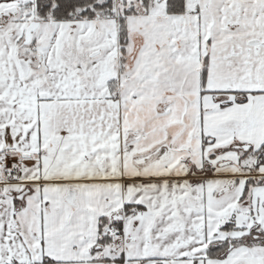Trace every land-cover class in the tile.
<instances>
[{
  "label": "snow or ice",
  "instance_id": "6c2138e0",
  "mask_svg": "<svg viewBox=\"0 0 264 264\" xmlns=\"http://www.w3.org/2000/svg\"><path fill=\"white\" fill-rule=\"evenodd\" d=\"M0 264H264V0H0Z\"/></svg>",
  "mask_w": 264,
  "mask_h": 264
}]
</instances>
